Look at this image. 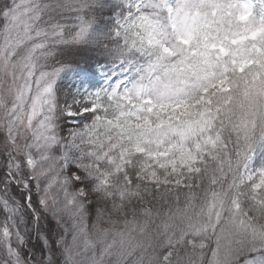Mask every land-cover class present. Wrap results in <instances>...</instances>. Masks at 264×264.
Returning a JSON list of instances; mask_svg holds the SVG:
<instances>
[{
  "label": "snow or ice",
  "instance_id": "6c2138e0",
  "mask_svg": "<svg viewBox=\"0 0 264 264\" xmlns=\"http://www.w3.org/2000/svg\"><path fill=\"white\" fill-rule=\"evenodd\" d=\"M0 264H264V0H0Z\"/></svg>",
  "mask_w": 264,
  "mask_h": 264
}]
</instances>
